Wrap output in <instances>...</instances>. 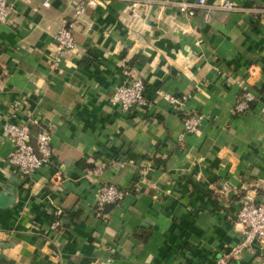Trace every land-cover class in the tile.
Instances as JSON below:
<instances>
[{
  "label": "crops",
  "instance_id": "0c3cea01",
  "mask_svg": "<svg viewBox=\"0 0 264 264\" xmlns=\"http://www.w3.org/2000/svg\"><path fill=\"white\" fill-rule=\"evenodd\" d=\"M232 1L245 10L208 18L151 4L134 18L122 0L89 7L74 65L55 73L49 44L67 2H18L0 23V193L15 195L0 207L1 264H213L238 242L240 197L264 184V12L249 10H264V0ZM125 70L143 79L146 106L110 103ZM235 79L255 96L243 114L233 113ZM163 92L190 97L176 111ZM22 101L12 121L35 109L53 126V160L31 178L9 163L1 128ZM186 114L202 120L180 142ZM101 164L98 176L86 174ZM101 184L127 195L96 213ZM58 208L63 224L51 231ZM231 264H264V248Z\"/></svg>",
  "mask_w": 264,
  "mask_h": 264
},
{
  "label": "built area",
  "instance_id": "2783aa9c",
  "mask_svg": "<svg viewBox=\"0 0 264 264\" xmlns=\"http://www.w3.org/2000/svg\"><path fill=\"white\" fill-rule=\"evenodd\" d=\"M20 1L30 2L31 0H0V23H4L16 12V5ZM42 7H50L54 0H36ZM70 9L68 17L62 20L58 30L52 37L49 44V58L47 67L50 73L59 72L63 65H74V60L78 56L77 45L74 32L85 22L89 29V22L86 12L89 7H95L114 0H64ZM130 4L131 14H138V9L142 6L153 5L160 9L173 7L177 12L185 17H193L197 10H204L206 18L214 10H226L230 12L243 11L244 8L236 5L232 0H218L208 2L207 0H122ZM253 12H264L260 9H249ZM84 25V26H85ZM125 84H122L113 91L110 96V103L117 105L123 110H130L137 107L146 106L148 101L145 96V86L143 79L137 76H131L125 70ZM235 82L241 88V94L238 96L233 106L234 114H243L250 110L251 104L255 101L254 94L248 89L243 80L235 79ZM162 97L167 101L171 109L181 111L184 108L185 101L190 94L174 95L169 92H163ZM24 102L17 104L9 112V118L15 116L21 111ZM202 116L200 114H186L182 118L183 132L179 141L185 134H194L198 131L201 124ZM27 122L33 124L37 132L33 136ZM27 122L23 120L5 121L2 124V135L11 145L8 152V161L16 171L22 176L29 177L49 165L53 160V148L51 137L53 126L37 115L36 110H29ZM121 164V160H112L111 163ZM105 165L90 167L86 169L89 176H98L104 169ZM226 187V185H225ZM95 212L99 213L106 204H119L127 195L122 190L112 184H101L95 189ZM54 218L48 225L51 231H58L63 221L61 219L62 210L56 209L53 213ZM232 220L239 226L240 239L232 246L221 250L219 255L214 259L213 264H231L241 258L245 251H252L255 247L264 248V184L260 192L256 190L247 191L240 197L238 209L232 216ZM1 264V263H0Z\"/></svg>",
  "mask_w": 264,
  "mask_h": 264
},
{
  "label": "water",
  "instance_id": "95a60500",
  "mask_svg": "<svg viewBox=\"0 0 264 264\" xmlns=\"http://www.w3.org/2000/svg\"><path fill=\"white\" fill-rule=\"evenodd\" d=\"M14 198H15V195L10 190L6 189L2 191L0 193V207H6L8 205H11L14 201ZM105 206H113V204L110 203V204H106Z\"/></svg>",
  "mask_w": 264,
  "mask_h": 264
}]
</instances>
